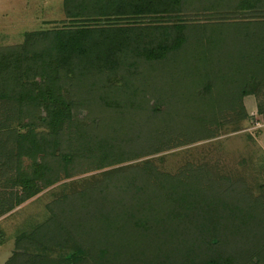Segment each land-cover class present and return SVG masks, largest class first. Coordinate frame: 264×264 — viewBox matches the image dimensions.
<instances>
[{"label":"trees","instance_id":"1","mask_svg":"<svg viewBox=\"0 0 264 264\" xmlns=\"http://www.w3.org/2000/svg\"><path fill=\"white\" fill-rule=\"evenodd\" d=\"M260 1L239 0L236 8L257 11ZM183 3L184 0H65L68 19L73 23L80 21L79 24L43 33L36 31L23 45L0 49V105L7 111L0 119V151L4 150V138L10 136L16 149L13 147L15 151L8 154V163L14 160V170L18 173V176H9L3 181L7 187L16 185V189L11 190L10 195L6 190H0V216L14 209L15 203L26 202L35 194L33 188L42 191L59 179L58 171L46 158L53 155L59 145L58 131L67 119L73 118L72 100L65 97L62 80L74 69L78 68L83 75L92 70L114 71L125 52L147 62L162 60L183 48L192 34L189 42L196 41L198 47L190 52L195 58H201V62H206L208 67L202 71L214 79L207 88L212 91L213 87L219 86L224 91L221 96L213 95L203 103L206 113L194 126H200L204 128V134L208 133L206 136L199 134L202 139L215 134L206 127L208 114L220 118L224 113L220 111L228 109L237 111L240 117L246 116L243 100L249 95L264 96V19H260L254 29L247 24L246 30H241V15L222 21L239 24L238 49L229 47L228 51L227 45H217L215 40L216 46L207 50L209 43L215 44L213 38L219 31L218 23L203 22L192 32V26L180 19ZM259 12L264 16L262 11ZM144 17L162 20L145 23L141 21ZM177 17L180 20L169 22ZM88 22L92 24L85 25ZM54 61L57 67L53 69ZM228 61L232 64L227 65ZM40 72L45 75L44 83L38 81ZM188 83L185 92L191 90L188 88L192 87L191 82ZM95 105L97 110L98 105L101 109L108 105L112 108L111 102L101 96ZM25 106L35 116L31 115L21 123L18 118L21 114L14 116L10 112L17 109L21 113ZM38 109L40 115L36 117ZM41 111L46 115H41ZM258 114L264 120L263 105H259ZM136 118L126 114L119 129L123 136L131 133L130 143L136 138L132 137L134 130L126 123L131 125L132 119ZM188 120L189 117L186 123ZM44 128L48 130L47 134L42 130ZM136 129L139 137L148 127L137 124ZM98 132L104 134L103 129ZM110 150L103 152L104 157L113 160L104 164L122 165L120 169L106 173L112 179L108 189L103 185V190L114 195H108L110 200L118 191L119 194L131 193L130 201L133 202V206L120 215L124 222L122 227H128L121 233L122 241L115 243H121L123 248V251L119 250V256L115 249L116 255L106 258V249L94 252L81 237L76 238L70 232L65 238L53 240L54 232L50 227L56 219L53 217L18 236L7 264H264V192L257 197L249 194L245 180L237 179L215 161L191 165L192 170L187 168L183 175L172 177L151 166L150 162L144 167L123 165L128 160L127 150ZM149 150L153 152V147ZM91 152H83L81 156L90 159ZM22 156L33 164L23 167ZM65 161L74 162L71 155ZM63 167L68 175L69 169ZM119 171L125 173L120 174V178L125 175V181L131 179L136 185L123 183L122 190H118L113 183L117 177L113 176H118ZM103 186L96 185L99 190ZM98 215L105 218V213ZM116 238L119 239V235ZM56 249L62 251L60 256L53 255Z\"/></svg>","mask_w":264,"mask_h":264},{"label":"rangeland","instance_id":"2","mask_svg":"<svg viewBox=\"0 0 264 264\" xmlns=\"http://www.w3.org/2000/svg\"><path fill=\"white\" fill-rule=\"evenodd\" d=\"M260 3L257 11H240L236 8L239 0H184L180 19L192 26L190 27L192 32L203 22L218 23L216 28L219 31L215 32L213 44L216 40L217 45L220 43L227 45L226 49L229 51V47L238 49L237 34L243 28L246 30L247 24L254 29L256 23L264 19L259 12L264 13V0ZM66 9L65 0H0V49L23 45L36 31L43 33L65 25L79 24L80 21L73 23L68 19ZM228 12L230 14H227ZM239 15L242 16L239 21L243 26H240L241 30L237 27L238 23L228 22ZM180 19L173 18L169 22L173 23ZM159 20L162 19L150 17L141 19L145 23H157ZM225 20L228 21L222 22ZM121 22L128 24L126 21ZM91 24L88 22L85 25ZM192 37L191 34L183 48L170 53L162 60L147 62L130 52H125L114 71L92 70L83 75L77 68L73 73H66L67 77L62 80L63 92L66 98L72 100L73 118L67 119L62 129L58 131L59 145L53 151L54 154L46 158V161L58 171L59 179L54 185L42 191L33 188L35 194L26 202L15 203L14 209L7 210L0 216V264H7L20 234L29 233L53 217L56 219L51 223L52 231L49 230L54 232L53 240L65 238L70 232L76 238L81 237L88 247L94 248V252L106 249V258L114 257L115 249L119 256V250L123 251V248L121 243L117 245L115 243L122 241L121 233L124 228L127 231L128 227L126 225L122 227L124 222L120 215L133 206V202L130 201L131 193L120 195L119 191L116 197L110 200L114 195H109L107 189L112 178L106 173L117 170L118 167L120 169L122 165L104 164L113 160L104 157L103 152L109 153L110 149L114 152H118L119 149L127 150L128 160L123 165L144 167L146 162H150L151 166L162 173L167 172L172 177L183 175L187 168L192 170L191 165L215 161L237 179L245 180V188L249 194L257 197L264 192V120L258 114L259 105L264 107V96L249 95L243 100L246 116L240 117L237 111L228 109L220 111H224L220 118L208 114L206 127L210 129V133L215 134L202 139L199 134L206 136L208 133L204 134L202 131L204 128L194 126L202 119L203 113H206L203 103L213 95L221 96L224 91L220 90L219 86L213 87L212 91L207 88L214 79L202 71L205 70V66L208 67L206 62H201V58H195L193 52H190L198 47L196 41L189 42ZM215 46L216 43L214 45L209 43L206 47L208 50ZM221 59L225 60L223 57ZM230 64L232 62L228 61L227 65ZM192 65L193 67H188ZM52 67L53 69L57 67L55 61ZM40 74L38 81L44 83L45 75L43 72ZM188 82H191L192 87L189 86L191 90L185 92ZM100 96L111 102V109L109 105L105 109H101L99 105V110L97 107L94 108ZM2 107L0 105V119L7 112ZM29 110L30 108L25 106L21 113L13 109L10 114L14 116L21 114L18 118L22 123L33 115L30 113L32 110L30 112ZM39 113L38 109L36 117L40 115ZM129 113L131 118L137 116L136 120L132 119L131 125L126 124L134 130L135 136L132 137L136 138L135 142L138 144L128 141L131 133L123 136V132H119L123 117ZM41 115L45 116L46 113L41 111ZM187 117L189 120L186 123ZM15 123L18 124V121ZM137 124L146 125L149 131L143 129V133L138 137ZM99 129H103L104 134L98 132ZM192 129L196 131H191ZM42 130L48 133L47 129ZM4 139L6 140L2 146L4 150L0 151V190H6L10 195L16 185L7 187L3 181L9 176H18L14 170V160L10 161L11 164L8 163L10 157L8 154L15 151L16 147L10 136ZM51 140L53 141V137ZM152 147L153 152L151 150L148 152ZM89 151H92V158L81 156L83 152ZM66 154L71 155L74 162L67 163ZM14 155H17L16 152ZM21 159L23 167L33 164L26 156H22ZM9 165L13 166L8 168ZM64 165L69 169L68 175ZM120 174L125 173L119 171L118 176H113L117 177L113 183L119 187L118 190H122L123 183L136 185L131 179L125 181V175L120 178ZM182 179L184 180V176ZM96 185H105L107 189L103 190V186L99 190ZM99 212L105 213V218L102 219L98 215ZM128 230L130 231V228ZM117 235L119 239L116 238ZM52 253L60 256L62 251L56 249Z\"/></svg>","mask_w":264,"mask_h":264}]
</instances>
